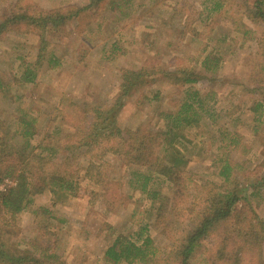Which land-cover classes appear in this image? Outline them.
<instances>
[{
    "label": "rangeland",
    "instance_id": "obj_1",
    "mask_svg": "<svg viewBox=\"0 0 264 264\" xmlns=\"http://www.w3.org/2000/svg\"><path fill=\"white\" fill-rule=\"evenodd\" d=\"M147 1L137 0L140 5L124 16V8L113 10L107 0L98 6H88L91 0H0V133L7 128L28 152L15 132L23 112L35 118L38 130L31 145L45 134L75 133L85 124L82 111L113 103L126 71L144 69L148 76L144 86L125 96L117 114L124 131L139 125L161 129V112L177 109L188 87L209 93L217 120L212 124L205 117L188 130V176L202 195L207 180L219 182L216 160L226 152L222 137L236 133L241 143L230 157L246 200L237 205L242 221L233 216L201 240L192 264H206L229 225L248 221L253 213L264 220V106L254 109L258 101L264 105V21L247 17L239 0H223L224 7L211 15L206 0ZM59 15L58 24L39 19ZM210 52L220 57L215 71L202 65ZM188 73L197 81L185 82ZM103 143L94 151V175L81 168L76 196L43 192L18 213L19 248L32 249L38 242L63 264H112L104 257L106 247L146 223L161 256L184 240L193 226L188 206L197 191L192 187L179 196L164 183L149 197L131 180L137 167L120 160L111 142ZM89 160L85 154L82 166ZM15 184L4 178L0 190ZM262 249L264 264V243Z\"/></svg>",
    "mask_w": 264,
    "mask_h": 264
},
{
    "label": "trees",
    "instance_id": "obj_2",
    "mask_svg": "<svg viewBox=\"0 0 264 264\" xmlns=\"http://www.w3.org/2000/svg\"><path fill=\"white\" fill-rule=\"evenodd\" d=\"M102 1L106 0H91L88 6H98ZM107 1L113 10L124 8L120 12L124 16L140 5L137 0ZM150 1L153 0L147 2ZM239 1L247 17L264 21V0ZM203 3L209 9V15L224 7L223 0H213L210 7L209 0ZM62 17L59 15L53 20L50 16H45L39 19L58 24L59 21L56 20ZM262 48L264 54V46ZM54 59L51 56L50 60ZM219 63L220 57L215 52H210L202 60L206 71H215ZM262 68L264 69V64ZM146 76L148 73L144 69L126 71L120 92L111 105L82 111L85 124L79 125L75 133L64 135L60 130L58 133L45 134L36 145L30 143V139L38 134L35 118L23 112V118L17 123L15 132L30 148L28 152L12 140L7 128L1 131L0 181L12 178L16 180V184L0 190V264H63L58 255L48 252L47 248L38 247V242L33 243L32 249L19 248L15 240L19 229L17 215L34 202L36 195L43 192H48L54 198L61 195L76 196L81 188V168L85 169L84 175H94L92 169H98L93 159L94 151L104 146L103 141L112 143L109 147L120 160L137 167L131 172V180L139 182L141 191L147 192L149 197L156 194L157 185L164 183L175 188V194L179 196L189 193L192 187L194 192L197 191L193 196V203L188 206L193 215V226L184 240L161 256L146 223L126 237H116L106 247L104 257L112 264H192V257L201 240L216 231L219 224H228V219L239 216L237 205L239 201L246 200V195L233 176L236 164L232 162L230 153L240 146V136L228 131L222 137V141L226 139L225 145H221L226 152L223 151L216 160L221 179L219 182L207 180L204 195L201 194L203 189L198 182L188 176L187 167L192 148L188 130L198 127L205 117L211 119L212 124L217 120L211 102L213 98L209 93L202 94L200 90L188 87L177 109L161 112L164 118L161 129L143 128L139 125L135 129L124 131L119 126L117 114L123 106L125 96L132 89L144 86L147 83ZM182 79L185 82L197 81V77L190 76V73ZM157 95L158 92L154 97ZM263 106L258 101L254 104V109L258 110ZM68 138L70 141H67ZM61 150L65 151L62 156ZM85 154L90 155V160L84 167L81 159ZM198 198L199 203L196 201ZM239 221L242 219L239 218ZM263 243L264 220L253 213L248 221L229 225L227 230L219 234L214 249L206 257V264H262ZM38 249L41 252H37Z\"/></svg>",
    "mask_w": 264,
    "mask_h": 264
}]
</instances>
